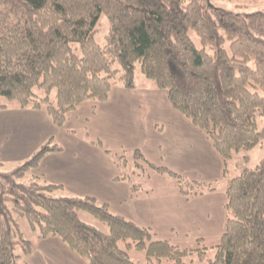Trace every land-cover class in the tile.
Instances as JSON below:
<instances>
[{"label":"trees","instance_id":"1","mask_svg":"<svg viewBox=\"0 0 264 264\" xmlns=\"http://www.w3.org/2000/svg\"><path fill=\"white\" fill-rule=\"evenodd\" d=\"M102 14L109 21L105 45L95 40ZM139 67L212 140L227 173L235 153L264 144L263 10L239 13L211 0H0V98L46 109L57 126L82 103L106 101L117 83L135 88ZM58 150L51 138L15 168L0 163V264H18L33 251L20 217L40 239L59 237L88 264H264V157L229 179L225 231L209 257L203 240L192 248L155 240L150 229L106 203L56 195L61 185L31 177L43 157ZM109 153L119 164L134 162L129 180L149 167L175 179L183 195L216 189L156 165L140 150ZM80 211L109 230L84 222ZM132 249L144 258L133 259Z\"/></svg>","mask_w":264,"mask_h":264},{"label":"crops","instance_id":"2","mask_svg":"<svg viewBox=\"0 0 264 264\" xmlns=\"http://www.w3.org/2000/svg\"><path fill=\"white\" fill-rule=\"evenodd\" d=\"M135 83V88L115 84L104 102L82 103L68 114L63 127L46 109L0 107V163L5 169L8 164L15 168L53 138L61 150L47 153L30 174L61 185L56 195L94 197L113 213L150 229L155 240L186 248L198 240L217 242L228 219L226 190L231 178L223 157L207 134L173 106L166 90L153 82ZM134 150L158 166L213 183L216 189L183 195L177 184L156 191L143 181L153 176L146 170L129 180L125 175L135 169L131 161L119 164L109 152L129 156ZM18 264L88 262L59 237L38 235L31 254L22 255ZM191 264L206 263L195 259Z\"/></svg>","mask_w":264,"mask_h":264},{"label":"rangeland","instance_id":"3","mask_svg":"<svg viewBox=\"0 0 264 264\" xmlns=\"http://www.w3.org/2000/svg\"><path fill=\"white\" fill-rule=\"evenodd\" d=\"M214 6H217L219 8H224L228 10H233L239 13H249L254 12L257 10H263L264 11V0H211ZM109 32V21L106 14H102L99 18L98 22V31L95 34V40L100 45H105L106 43V36ZM192 37L196 44L198 46H201L198 36L195 33H192ZM135 80L142 84L144 81L146 82H152L150 79H148L140 70V67L137 68L135 72ZM55 91H53L52 96H55ZM5 103H11L12 102L6 100L5 98H0V105ZM259 127L260 129L264 128V117L259 118ZM264 157V144L261 146H257L254 149L250 151H240L235 153V156L229 160V171L230 173L228 175L235 176L238 173H240L245 167H255L261 159ZM129 166H134V162H130ZM13 164H8V168L12 169ZM146 171L152 172L153 176L149 180L148 178H145L143 180L146 184H151L155 188L156 191H160L168 187L169 185L176 186L177 183L175 179H173L168 174H157L154 172V170L147 167ZM135 180H138V176L133 177ZM79 217L84 222L94 226L97 229H100L102 231H108L109 227L106 225V223L102 222L101 220L97 219L95 216H93L91 213L86 211H80ZM21 231L23 232V235L26 239H29L31 241H35L37 239V236L39 235V230H34L32 225L30 224L29 220L24 217H20L18 219ZM207 245L210 247L208 248V256L214 257L215 255V248L213 245L216 243H212L207 241ZM193 247H197L196 244H192ZM185 247V246H182ZM17 253L22 254V250L20 246L17 248ZM131 256L133 259L136 260H142L144 258V253L137 251L135 249L130 250ZM197 260V259H196ZM207 264V262H205ZM165 264V263H164Z\"/></svg>","mask_w":264,"mask_h":264}]
</instances>
